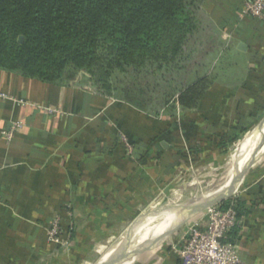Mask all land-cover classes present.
Listing matches in <instances>:
<instances>
[{
	"label": "crops",
	"instance_id": "crops-1",
	"mask_svg": "<svg viewBox=\"0 0 264 264\" xmlns=\"http://www.w3.org/2000/svg\"><path fill=\"white\" fill-rule=\"evenodd\" d=\"M244 2L206 0L204 25L211 31L197 34L192 43L205 47L201 57L214 62L232 54L233 64L229 72L224 62L215 65L218 94L202 111L179 110L173 120L180 128L157 139L145 162L134 155L126 157L120 147L115 149V140L130 135L149 142L158 136L159 122L168 120V112L147 115L99 94L88 83L60 86L0 69V264H89L95 243L122 231L166 185L176 147H187L202 132H214L204 112L223 107L231 121L252 110L250 88L243 85L251 69L264 75V66L256 59L264 57V19L242 18ZM217 50L220 53L215 55ZM238 60L244 61V71L230 80ZM221 94L228 95L223 106ZM15 123L22 127L8 140L3 131ZM195 129L198 132L192 135ZM258 129L250 134L243 158L264 153V145L259 152L252 150ZM263 159L264 155L259 169L248 172L238 194L251 208L250 215L240 220L236 237L244 264H264V203L253 195L264 190ZM56 216L73 222L74 243L69 251L47 240V229ZM182 238L165 249L148 250L133 264H179L173 248L183 245Z\"/></svg>",
	"mask_w": 264,
	"mask_h": 264
},
{
	"label": "trees",
	"instance_id": "trees-1",
	"mask_svg": "<svg viewBox=\"0 0 264 264\" xmlns=\"http://www.w3.org/2000/svg\"><path fill=\"white\" fill-rule=\"evenodd\" d=\"M205 3L206 0H0V69L60 86L86 76L88 84L103 96L151 116L168 112V120L159 122L158 136L149 142L126 136L134 145V156L145 162L157 139L169 137L180 128L173 120L179 110L202 111L206 102L218 94L214 60L204 66L203 73L193 70L190 81H180L187 71L185 62L194 59L187 53L191 43L197 34L211 31L209 25H204ZM219 53L217 50L215 55ZM256 59L264 66V57ZM158 73L161 80L151 83V77ZM164 74L175 76L167 79ZM243 88H250L252 110L240 112L231 121L223 107L213 106V113L204 112L206 123L214 125L216 131L202 132L187 147H176L173 162L167 167L170 174L189 159L226 153L262 119L264 75L251 69ZM227 99V94H221V106ZM197 132L195 129L192 135ZM118 147L125 152L120 139L115 140L114 148ZM253 195L264 203V190ZM231 204L238 220L250 215L251 208L243 196L232 197L219 206L227 209ZM237 234L238 227L230 235L231 242L237 241Z\"/></svg>",
	"mask_w": 264,
	"mask_h": 264
},
{
	"label": "rangeland",
	"instance_id": "rangeland-1",
	"mask_svg": "<svg viewBox=\"0 0 264 264\" xmlns=\"http://www.w3.org/2000/svg\"><path fill=\"white\" fill-rule=\"evenodd\" d=\"M204 49L205 47L203 48L199 45L191 43V47L188 49L187 53H191L194 59L190 62H185V64H187V71L183 73L181 79L179 76L180 81H185V83L190 81L193 76V70H198L202 73L206 71L204 66H207L211 63V58L208 56L205 57L203 55V57H201L202 51ZM227 56L226 60L224 58L225 61H218L216 62V64L219 62H224V66H226L227 69L226 71L229 72V65L233 64L232 60H229V58L231 59L234 56L232 54ZM199 63H201L203 66H200ZM216 64L214 62L213 67H215ZM236 65L237 66L232 70V75H234V77H231L230 80H232L233 78L235 79V77L242 76V73L244 71V61L238 60L236 62ZM172 76L173 75L164 74V77H166L167 79H171ZM86 78V76L81 75L78 77L76 82L80 84L88 83ZM160 80V73L156 74L155 77L153 76V78L151 77V83H153L154 81L158 82ZM258 125L259 124L257 123L241 139L237 140L234 144L229 146L226 153H215L209 156L205 155L195 160L189 159L186 164L177 167L174 172L171 173L170 179L168 180L166 185H164V187L158 188L155 195L150 199L147 204H145L140 213L137 214V216L133 220L128 222L127 226L124 227L122 231L112 237L104 239L101 242L95 243L94 251L89 256V260L87 261V263L98 264L101 260H106L116 254L118 250H120V248H122V246L127 243L136 244L135 247L139 248L140 244L144 241V239H146V241L150 239L151 236H149V234L151 233L150 235H153V231L155 229L160 228L162 226L164 227L167 224L168 227V222L170 220L168 218H172L180 210H173L169 216L165 214V217L161 222L162 224L158 223L151 225L149 224L151 219L155 217L161 218L162 215L159 214L163 212L169 211L180 205L181 207L179 209H181L182 207H184L182 205L190 201L200 199L202 197H205L207 194L219 191V188L225 185L233 170V167L236 166V163L237 165L240 164L244 156L246 146L249 142L250 134L254 131L255 128H258ZM259 134L260 131L258 132V130H256L252 138H257ZM262 155H264V153L261 154V156ZM261 165L262 161L260 157L250 170H257L260 168ZM245 182L243 183L239 192L235 196H238V194H240L241 190L245 187ZM203 215L204 213L192 218L185 225L179 228L176 233L167 238L162 244H160L155 249H165L169 244L173 243L179 238H182V236H184L185 232L187 231L188 227L195 221H197L199 218L203 217ZM135 247L133 250L136 249ZM133 250H131L130 253ZM128 255L129 254H126V256ZM140 258L141 256L138 258V260H140Z\"/></svg>",
	"mask_w": 264,
	"mask_h": 264
},
{
	"label": "built area",
	"instance_id": "built-area-1",
	"mask_svg": "<svg viewBox=\"0 0 264 264\" xmlns=\"http://www.w3.org/2000/svg\"><path fill=\"white\" fill-rule=\"evenodd\" d=\"M240 16L264 19V0H245ZM21 127V123H15L10 129L4 130L3 135L11 140ZM120 141L126 157L131 158L134 155V145L126 136H121ZM239 224L233 204L227 209L219 205L207 209L203 217L188 227L182 238L183 245L173 248L179 264H244L239 244L237 241H230L231 233ZM74 233L73 222H65L56 216L47 229V240L52 245L69 251L74 243Z\"/></svg>",
	"mask_w": 264,
	"mask_h": 264
},
{
	"label": "water",
	"instance_id": "water-1",
	"mask_svg": "<svg viewBox=\"0 0 264 264\" xmlns=\"http://www.w3.org/2000/svg\"><path fill=\"white\" fill-rule=\"evenodd\" d=\"M22 40H23V38H21V41ZM244 47H245V45L242 44L241 48H244ZM263 126H264V117L260 121L258 127L260 128ZM260 157H261V154L257 153V155H255V157L252 158L244 166V168L241 170V172H239L234 177L231 185L225 191L213 192L211 194L206 195L203 198L196 199V200H193V201H190V202L184 204L183 206L185 207V210H186L184 219L179 224L175 225L174 227L170 228L167 232H165L164 234L159 236L153 242L146 244V245H142L137 250H135L131 253H129L126 250L120 251L117 254H114L113 256H111L110 258H108L106 260H101L98 264H116V263L126 259V254L130 255V258H129L130 260L138 258L139 256H141L142 254H144L148 250L162 244L167 238H169L174 233H176L179 228H181L183 225H185L192 218L204 213L207 209H209L215 205H219L222 202H224L225 200H228V199L234 197L239 192L240 188L242 187L243 183L245 182L248 172L253 167V165L258 161V159Z\"/></svg>",
	"mask_w": 264,
	"mask_h": 264
},
{
	"label": "bare ground",
	"instance_id": "bare-ground-1",
	"mask_svg": "<svg viewBox=\"0 0 264 264\" xmlns=\"http://www.w3.org/2000/svg\"><path fill=\"white\" fill-rule=\"evenodd\" d=\"M255 130V129H254ZM260 131V134H259V136L257 137V138H252V150L253 151H257V152H259V150H260V148H261V146L262 145H264V126L263 127H260L259 129H258V132ZM255 133V132H254ZM256 135V134H255ZM263 143V144H262ZM250 148V147H249ZM248 148V149H249ZM262 149V148H261ZM252 152V151H251ZM251 160V158L249 159V158H247V156H245L244 158H243V160L241 161V163L240 164H238L237 165V163H236V166H234L233 167V170H232V172H231V174H230V176H229V178H228V180L226 181V183H225V185L224 186H222V187H220L219 189V191H225L226 189H228L229 188V186L231 185V183H232V181H233V179H234V177L239 173V172H241V170L244 168V166L249 162ZM216 192V191H215ZM213 193V192H212ZM211 194V193H210ZM182 195V194H181ZM208 195V194H207ZM179 197V196H178ZM203 198V197H202ZM196 200V199H195ZM183 206V205H182ZM181 207V205L180 206H178V207H175V208H173V209H171V210H169V211H166V212H163V213H161V214H159V215H162L161 216V218H157V217H155V218H153V219H151L150 220V222H149V224H151V225H154V224H158V223H161L162 222V220L164 219V217H165V214L167 215V216H169L171 213H172V211L173 210H180V211H178V213H176V215H174L172 218H168V219H170L169 220V226L167 227V225H165L164 227L162 226V227H160V228H157V229H155L153 232H154V234L153 235H150L149 234V236H151L150 237V239L149 240H147L146 241V239H144V241L140 244V246H142V245H146V244H149V243H151V242H153L155 239H157L159 236H161L162 234H164L165 232H167L170 228H172V227H174L175 225H177V224H179L183 219H184V217H185V207H182L181 209H179ZM167 219V220H168ZM166 221V220H165ZM162 224V223H161ZM167 227V228H166ZM151 229V228H150ZM153 229V228H152ZM156 232V233H155ZM136 246V244H132V243H127V244H125L124 246H122V248H120V250H118V252H120V251H123V250H126V251H128L129 253H130V251L131 250H133L134 249V247ZM139 246V247H140ZM136 248V247H135ZM138 248H136L135 250H137ZM135 250H133V251H135ZM132 251V252H133ZM117 252V253H118ZM116 253V254H117ZM130 258V255H128V256H126V259H124V260H122V261H120V262H118V263H116V264H133L134 263V261L136 260V258L135 259H132V260H130L129 259ZM130 260V261H129Z\"/></svg>",
	"mask_w": 264,
	"mask_h": 264
}]
</instances>
